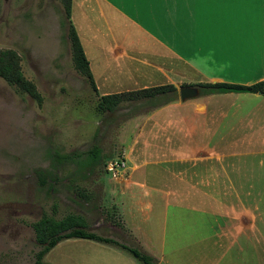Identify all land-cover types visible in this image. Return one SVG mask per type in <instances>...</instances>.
<instances>
[{
    "label": "crops",
    "instance_id": "obj_1",
    "mask_svg": "<svg viewBox=\"0 0 264 264\" xmlns=\"http://www.w3.org/2000/svg\"><path fill=\"white\" fill-rule=\"evenodd\" d=\"M70 20L98 94L175 88L140 98L144 108L135 113L151 122L144 132L166 133V140L142 145L149 154L140 164L160 165L158 172L137 169L119 178L123 196L134 198L144 217L149 211L157 217V226L146 227L160 254L142 251L154 264H232L242 245L264 244V94L205 92L200 86L264 82L260 5L238 15L227 5L192 0H70ZM183 85L195 86L196 94L176 98ZM175 133H182L179 140ZM162 174L169 182H159ZM122 224L120 230L135 239ZM171 228L172 236L181 233L191 241L186 244L199 243V254L164 255V235ZM208 238L212 245L226 244L230 255L203 254L201 243ZM256 256L264 264V255Z\"/></svg>",
    "mask_w": 264,
    "mask_h": 264
},
{
    "label": "rangeland",
    "instance_id": "obj_2",
    "mask_svg": "<svg viewBox=\"0 0 264 264\" xmlns=\"http://www.w3.org/2000/svg\"><path fill=\"white\" fill-rule=\"evenodd\" d=\"M72 11L79 20L75 3ZM66 24L61 0H0V49L15 50L23 76L41 96L38 103L0 77V264H31L39 248L31 223L42 213L56 218L79 214L86 230L159 255L157 238H148L146 227L157 226L156 214L149 211L144 217L140 204L120 192L119 178L137 169L158 172L160 165L140 164L149 154L142 145L145 140L162 142L166 133L144 132L151 122L135 114L144 108L140 99L124 100L112 111L95 110L98 93L73 66ZM181 135L175 133L173 139ZM92 146L99 148L100 157L84 164ZM159 178L169 182L165 174ZM122 220L135 239L120 230L118 225L125 229ZM175 229L181 231V226ZM171 231L164 235V255L199 254V243L186 244L191 241ZM211 242L201 243L203 254L230 255L226 244ZM254 244L242 245L232 264H258L256 255H264V244ZM43 259L52 264H141L118 244L81 237L59 240Z\"/></svg>",
    "mask_w": 264,
    "mask_h": 264
},
{
    "label": "trees",
    "instance_id": "obj_3",
    "mask_svg": "<svg viewBox=\"0 0 264 264\" xmlns=\"http://www.w3.org/2000/svg\"><path fill=\"white\" fill-rule=\"evenodd\" d=\"M61 2L63 14L67 21L66 36L69 42L73 66L84 76L90 87L96 91L87 59L84 55L75 28L70 20V0H61ZM0 77L8 84L13 85L19 91L25 92L38 103L40 102L41 96L36 90L34 84L22 74L19 65V57L15 50L10 48L0 49ZM200 86L203 87L202 90L205 92L252 91L264 94L263 81H256L246 85L222 81L205 82L200 83ZM174 89L173 85L168 84L117 93L98 94L94 106L95 110L98 112L112 111L118 108L120 103L124 100L149 98L157 93L165 92L166 90L173 91ZM99 152L100 151L97 146L89 148L84 157V164L96 162L100 157ZM79 154H81V152L77 153V155ZM111 155L112 152L109 155H103V157L105 158ZM63 157L66 158L68 155H63ZM31 226L33 229L34 241L39 246V248L34 252L31 264H52L43 259L44 254L59 240L68 237H81L118 244L119 246L126 248L134 257L142 261L143 264H154V259L150 254L135 247L127 246L111 237L86 230L84 218L79 214L67 213L56 218L51 214L42 213L37 219L32 221Z\"/></svg>",
    "mask_w": 264,
    "mask_h": 264
},
{
    "label": "snow or ice",
    "instance_id": "obj_4",
    "mask_svg": "<svg viewBox=\"0 0 264 264\" xmlns=\"http://www.w3.org/2000/svg\"><path fill=\"white\" fill-rule=\"evenodd\" d=\"M192 2L207 5H227L237 12L238 15H243L244 9L247 6L259 4L261 9L262 32H264V0H192Z\"/></svg>",
    "mask_w": 264,
    "mask_h": 264
},
{
    "label": "water",
    "instance_id": "obj_5",
    "mask_svg": "<svg viewBox=\"0 0 264 264\" xmlns=\"http://www.w3.org/2000/svg\"><path fill=\"white\" fill-rule=\"evenodd\" d=\"M197 88L193 85H183L178 87L179 99L183 100L187 97L193 96L196 94Z\"/></svg>",
    "mask_w": 264,
    "mask_h": 264
},
{
    "label": "built area",
    "instance_id": "obj_6",
    "mask_svg": "<svg viewBox=\"0 0 264 264\" xmlns=\"http://www.w3.org/2000/svg\"><path fill=\"white\" fill-rule=\"evenodd\" d=\"M112 163H113V162L109 161L110 166H112Z\"/></svg>",
    "mask_w": 264,
    "mask_h": 264
}]
</instances>
